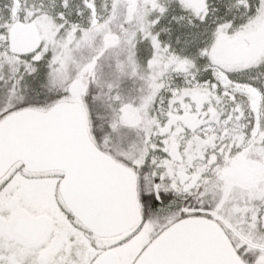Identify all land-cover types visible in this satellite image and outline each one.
<instances>
[{"label": "snow or ice", "instance_id": "obj_1", "mask_svg": "<svg viewBox=\"0 0 264 264\" xmlns=\"http://www.w3.org/2000/svg\"><path fill=\"white\" fill-rule=\"evenodd\" d=\"M0 264H264V0H0Z\"/></svg>", "mask_w": 264, "mask_h": 264}]
</instances>
